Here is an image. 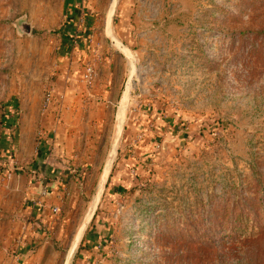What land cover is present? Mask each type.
<instances>
[{"label":"rangeland","instance_id":"1","mask_svg":"<svg viewBox=\"0 0 264 264\" xmlns=\"http://www.w3.org/2000/svg\"><path fill=\"white\" fill-rule=\"evenodd\" d=\"M233 205L264 218V0H0V264H186Z\"/></svg>","mask_w":264,"mask_h":264},{"label":"trees","instance_id":"2","mask_svg":"<svg viewBox=\"0 0 264 264\" xmlns=\"http://www.w3.org/2000/svg\"><path fill=\"white\" fill-rule=\"evenodd\" d=\"M235 211L236 206L233 205L226 211H220L218 214H215L207 225L204 223L206 231L198 237V239L204 242L195 245L194 243L184 241L186 244L184 250L180 251L181 246H179L177 247L179 249L176 248L175 252L169 251L168 257H171L175 253L176 258L188 260L186 264H219L220 258L216 253L205 254L203 251L210 247L216 248L214 246L216 243L212 241L216 235L217 238L220 237L219 243L222 246L226 245L227 252L225 254L229 253L228 259L232 258L238 261L237 253L244 247L245 243L247 244L246 241L256 237L263 231L264 226L260 222L264 218L255 212L244 209H241L238 213ZM212 227H215L216 233L208 232ZM192 249L195 252H192ZM198 251H201V254L197 253Z\"/></svg>","mask_w":264,"mask_h":264},{"label":"built area","instance_id":"3","mask_svg":"<svg viewBox=\"0 0 264 264\" xmlns=\"http://www.w3.org/2000/svg\"><path fill=\"white\" fill-rule=\"evenodd\" d=\"M96 76V72L95 69L92 65L87 64L84 68V71L82 73V81L87 84L90 85L91 83H93L94 79ZM53 211H56V208L52 209Z\"/></svg>","mask_w":264,"mask_h":264},{"label":"water","instance_id":"4","mask_svg":"<svg viewBox=\"0 0 264 264\" xmlns=\"http://www.w3.org/2000/svg\"><path fill=\"white\" fill-rule=\"evenodd\" d=\"M22 29L25 32H29V30H30V28H29V26L27 24H23Z\"/></svg>","mask_w":264,"mask_h":264}]
</instances>
